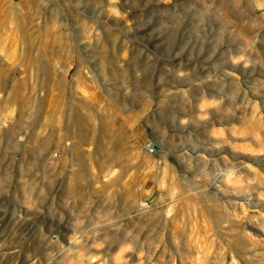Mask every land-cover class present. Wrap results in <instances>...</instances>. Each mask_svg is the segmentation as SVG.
I'll use <instances>...</instances> for the list:
<instances>
[{"label": "rangeland", "instance_id": "obj_1", "mask_svg": "<svg viewBox=\"0 0 264 264\" xmlns=\"http://www.w3.org/2000/svg\"><path fill=\"white\" fill-rule=\"evenodd\" d=\"M0 264H264V0H0Z\"/></svg>", "mask_w": 264, "mask_h": 264}]
</instances>
